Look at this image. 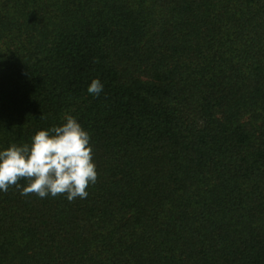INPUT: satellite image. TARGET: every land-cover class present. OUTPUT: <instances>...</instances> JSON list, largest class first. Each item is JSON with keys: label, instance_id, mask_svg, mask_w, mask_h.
I'll return each instance as SVG.
<instances>
[{"label": "trees", "instance_id": "obj_1", "mask_svg": "<svg viewBox=\"0 0 264 264\" xmlns=\"http://www.w3.org/2000/svg\"><path fill=\"white\" fill-rule=\"evenodd\" d=\"M65 115L96 183L0 192V264H264V0H0V149Z\"/></svg>", "mask_w": 264, "mask_h": 264}, {"label": "clouds", "instance_id": "obj_2", "mask_svg": "<svg viewBox=\"0 0 264 264\" xmlns=\"http://www.w3.org/2000/svg\"><path fill=\"white\" fill-rule=\"evenodd\" d=\"M103 90V83L93 79L87 93L98 98ZM90 139L76 117L65 115L64 123L37 131L30 143L0 149V192L15 186L21 195L41 199H85L86 189L97 180Z\"/></svg>", "mask_w": 264, "mask_h": 264}]
</instances>
